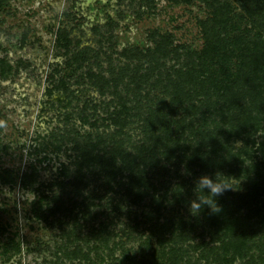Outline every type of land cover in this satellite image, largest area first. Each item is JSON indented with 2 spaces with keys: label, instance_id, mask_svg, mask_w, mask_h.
I'll use <instances>...</instances> for the list:
<instances>
[{
  "label": "rangeland",
  "instance_id": "obj_1",
  "mask_svg": "<svg viewBox=\"0 0 264 264\" xmlns=\"http://www.w3.org/2000/svg\"><path fill=\"white\" fill-rule=\"evenodd\" d=\"M215 6L211 0H0V264H127L123 256L131 249L141 259L142 253L158 255L173 248L169 218L177 205L168 202L167 194L160 207L165 219L151 214L150 223L145 224L140 216L143 207H137L143 202L132 204L141 177L154 185L183 180L180 193L186 191L189 197L179 206L185 214L194 198V179L217 173L222 183L236 189L216 197L225 213H216L214 223L236 228L237 220L244 221L255 203L245 195L248 174L253 176L248 163L257 164L260 176L264 174V145L263 151L256 149L264 141V124L254 134L252 149L247 133L211 134L217 125L223 127L221 116L207 114L209 122L201 126V110L190 114L177 110L170 119H182L185 133L196 143L180 151L169 148L166 133L157 128L160 122L143 120L140 113L144 108L130 101L147 85L134 83L122 73L125 70L135 78L147 71L152 76L157 58L165 66L176 63L174 56L162 55L171 45L198 50L201 20ZM222 24L220 34L229 31L236 35V41L230 43L264 49V32L249 19L233 16L231 27L229 21L219 20L215 28ZM154 44L161 50L154 51ZM219 46L222 56L212 59L193 52L194 76L204 73L220 79L225 75L223 69L229 75L234 73L235 47L228 42ZM143 134L147 143L151 141L149 145L138 141ZM84 135L89 147L82 145ZM204 137L229 139L236 148L246 144L247 152L251 147L249 157H241L242 171L227 169V163L233 161L226 156L224 143L221 149L214 147V152L194 161L190 154L214 140L201 145ZM232 151L235 155V148ZM216 155L226 160L219 161ZM206 156L212 159L207 162ZM82 157L86 161L78 170L72 162ZM107 198L117 202L119 213L134 208L135 215L127 222L106 208ZM151 202V206L157 205ZM99 226L103 232H97L99 237L92 235ZM252 226L260 233L259 225ZM146 227L162 234H151L149 245H139L138 236L147 234ZM123 232L131 234L128 241ZM77 245L86 252H76ZM138 245L140 251H136ZM196 247L190 249L191 262L186 264H264L261 256L262 263L258 258L252 261L251 254L257 255L259 250L255 247L243 259L227 248L213 260L208 256L199 259Z\"/></svg>",
  "mask_w": 264,
  "mask_h": 264
},
{
  "label": "trees",
  "instance_id": "obj_2",
  "mask_svg": "<svg viewBox=\"0 0 264 264\" xmlns=\"http://www.w3.org/2000/svg\"><path fill=\"white\" fill-rule=\"evenodd\" d=\"M211 1L213 2V6H216L213 11H211L210 15H207L201 20L202 44L198 50L189 49L186 45L181 44L171 45L162 55L170 54V56H174L176 63L174 62L170 66H165L164 63L160 64L157 58L154 61L156 72L154 75L152 74V76H150L147 71H144V73L141 74V77L138 76L135 78L125 70H122V73H126L134 83L142 82L147 85L146 88L144 87V90L133 94V99L130 101H136V104H138L141 109L144 108L140 113V117H142L143 120L148 121L151 119L150 121H152L155 118V120L160 122L157 128L159 132L166 133L167 139L165 140V143L169 148L180 151V149L186 148L185 146L189 145V143L191 144V147H193L192 143H196L192 141L195 138H190L185 133V122L180 118H174L171 120L170 118L172 114H175L177 110H182V112H187L188 114L201 110L202 113L200 115L199 125H207L209 122V119H207L209 117L206 116L207 114L221 116L223 127L219 128V125H217L218 129L213 128L214 130L212 129L210 131L211 134L217 132L216 134L218 136H222L228 132L229 134L227 135L237 136L242 134V132L247 133L248 143L251 142V147L253 149V146L256 144L254 134L258 130H261L264 124V49L256 51L255 48L241 45L236 46L235 43H230L229 41H236V35L231 34L229 31L220 34L218 31L222 30L225 25L222 24L221 27L216 29L215 24L219 20L220 22L225 23L229 21V27H231L233 24L230 23L233 20V16L234 19L235 17H245L253 22L259 32H264V0ZM208 25L211 27L213 26V28L211 29ZM222 42H228L235 47L233 54L237 55L236 62L234 63V73L229 75L226 73V69H223L222 71L225 75L220 79L208 76L204 73L194 76V65L192 63L193 52L197 53L194 55L200 57L207 56L210 59L220 57L222 56V52H220L221 47L219 44ZM153 49L154 51H160L161 47L159 49V45L154 44ZM224 56L228 55L224 53ZM208 71L212 72L211 70ZM113 115L116 118L119 117V114L117 113H113ZM212 116L211 118H213ZM96 117H98V114H96ZM187 121L191 125L192 121H190L188 117ZM171 126L173 127L170 128ZM182 134L186 136L185 139ZM106 135H108V132ZM95 136L97 137L98 133H96ZM261 136H263V134ZM83 138L86 140V143L82 145L89 147L86 135H84ZM213 139L214 137H204L201 141V145L204 144L203 142L205 140H208L210 143ZM147 140L148 139L144 134L142 139H138V141L145 144L147 143ZM224 140L225 138L223 139L221 137L215 138L212 144H208L205 149H200V151L196 149V151L190 155L194 157V161H198L204 158L205 153L214 152V147L215 149H221L224 143V151L227 153L226 156H230L233 161L230 164L227 163V169L232 173L242 171L240 168L241 164H243V161H240L241 157H243V155L249 157L251 147H248L247 152L246 144H242L236 148V146L233 147L230 144L229 139ZM184 141L187 142L185 143ZM150 142L151 141L147 144L149 145ZM263 145L264 141L262 143L260 141L256 149L260 148V150L263 151ZM234 148L235 155H233L232 151ZM182 155L187 156V154L184 153H182ZM211 157L209 158L206 156V161H210V159H212ZM216 157L219 161L226 160L225 156L223 158L221 155H216ZM187 158L190 159L191 157L188 156ZM83 160L86 161L83 157L78 159V161L77 159H74V162L72 163L75 164L79 170L80 164ZM89 161L90 159L88 158V162ZM190 161L192 160L190 159ZM263 163L264 159L261 164ZM257 167L259 166L254 162L248 163V172L252 171L253 176L248 174L249 184L246 188L248 191H246L245 195H250L255 203L254 205L252 203V209L245 213V219H243V222L239 221L238 223L237 220V227L239 226L238 231H235L237 227L234 228L232 225L228 226L223 222H220L217 226V223H214V215L216 213H212L208 206H204L200 214L196 217H192L187 209L186 213L183 214L179 203L187 202L189 197V194L186 191L182 192L183 195L180 193L179 188L182 186V183L184 182L183 180H178L172 185H166L164 181L158 182V184L156 183V185H154L141 177L139 179V185L136 187V195L133 196L132 204L137 206L139 203L138 200L143 202L137 207H143V210H141V212H143L140 213V216H144L145 224L150 223V220L152 219L151 214L156 217L162 214L163 209L160 207L163 206L162 201L166 199L167 194L170 198L168 199V202L177 205V208H173V212L169 218V220L172 221V229L170 230L169 235L171 236V244H173L174 247L167 250L166 245L161 244V247L166 249V251H162L158 255H155L154 253H142L140 254L141 259L136 258L137 256L133 255V249L130 250L128 248L130 251L123 256V258H125L124 263L186 264L189 263V261L191 262L190 249L192 247L194 248L195 245H197L195 251L197 250V257L199 259L208 256L213 260L221 253V250H227V248L234 251L238 258L243 259L245 258L248 249L255 247L259 250L257 255L251 254L252 261L256 258L259 259L260 256L264 260V226H262V224H264V178L261 179L262 176L264 177V174H261L262 176H260ZM210 174L213 175L212 173ZM258 181H260V183H256ZM173 185H176V187ZM185 190H188L186 186ZM144 193H149L150 196L144 198V196H146ZM261 195L263 198H260ZM151 201L155 202L157 205L151 206ZM59 203H61L60 200L57 204ZM104 204H107L106 208L122 215L127 222H129L132 216L135 215V213L132 212L134 208L124 210V214L119 213L116 207L117 202H113L109 200V198H107V201ZM102 205H100V207H102ZM224 213L225 209L221 208L219 214ZM161 219L164 220L165 216L162 215ZM225 220L230 223V220ZM137 224L138 223L135 224V227ZM252 224L259 225L260 233L256 231ZM198 225H201V227L203 226V228H199ZM166 229L168 230V228ZM100 230L101 228L99 226L92 235H98L103 232ZM144 230L147 231V234L140 232L141 234L138 236L139 245H149L148 241L150 240L149 238L151 234L156 235L157 237L162 234V232L159 233V231H151L149 227H146ZM220 233H223L224 235H220ZM123 235H125V240L127 241L131 237L130 233L126 234L123 232ZM199 239H201V242L197 244ZM98 240L102 241L105 239L99 238ZM156 240L157 242L159 241L157 238ZM207 242H211L212 244L210 246L205 245ZM216 242L219 243V246L215 245ZM139 245L137 246L136 251H140L141 248ZM79 247L80 245L75 247L76 252H86H82ZM173 253H176L177 255H172ZM198 253L202 254V257H199ZM169 254L170 256L166 258L165 256ZM146 256H149V258ZM84 257L86 258L87 256ZM259 261V263H262L260 259ZM204 262H206V260H204ZM246 263V261H243L238 262L237 264ZM191 264H193V262Z\"/></svg>",
  "mask_w": 264,
  "mask_h": 264
},
{
  "label": "clouds",
  "instance_id": "obj_3",
  "mask_svg": "<svg viewBox=\"0 0 264 264\" xmlns=\"http://www.w3.org/2000/svg\"><path fill=\"white\" fill-rule=\"evenodd\" d=\"M185 174L191 175L190 170H186ZM234 189L236 187L226 186L222 183L217 173L214 176L201 175L195 178L192 189L195 198L189 201L190 215L198 216L204 206H208L212 213H219L221 208L216 202V197L222 195L226 190Z\"/></svg>",
  "mask_w": 264,
  "mask_h": 264
}]
</instances>
